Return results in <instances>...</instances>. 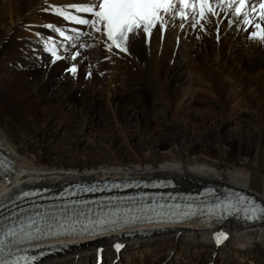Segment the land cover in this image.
<instances>
[{
	"label": "bare ground",
	"instance_id": "1",
	"mask_svg": "<svg viewBox=\"0 0 264 264\" xmlns=\"http://www.w3.org/2000/svg\"><path fill=\"white\" fill-rule=\"evenodd\" d=\"M79 1L0 0V143L16 162L0 179V204L27 188L160 177L174 180L178 191L233 183L264 202V42L250 38L256 30H235L224 13L204 32L167 18L150 43L141 33L130 38L127 52L90 34L71 76L70 59L53 63L40 42L52 35L48 25L63 24L49 5ZM17 89L33 109L65 110L69 129L45 123L32 130ZM92 124L98 129L87 138ZM95 246L104 249L94 254ZM81 248L46 264H264V222H194Z\"/></svg>",
	"mask_w": 264,
	"mask_h": 264
},
{
	"label": "snow or ice",
	"instance_id": "2",
	"mask_svg": "<svg viewBox=\"0 0 264 264\" xmlns=\"http://www.w3.org/2000/svg\"><path fill=\"white\" fill-rule=\"evenodd\" d=\"M257 5L259 6V22H253L249 17L257 12ZM220 6H226L231 9L234 16L241 17L239 22L256 30L250 33V38L264 42V0H95V2L87 4H71L65 7L49 5L55 14L65 20L90 26L96 32H101L103 29L107 39L111 41L108 46L109 50L114 45L123 52L128 51L127 45L130 38L134 39L143 32L145 39H147L151 34V30L158 24L163 29L166 16H170L172 19L179 17L184 21L191 19L192 26L195 27L196 24L200 23L201 19L207 20L208 13L217 15L216 7ZM67 9H72L78 13H90L95 19L90 20L74 16ZM200 26L203 29V25L201 24ZM47 27L58 32L66 40L72 41L75 39L72 36H66L65 32L55 25H48ZM181 27H183V24ZM79 35H83V33H78ZM70 47H75V45H70ZM79 47L83 48L84 45L80 44ZM46 51L53 57V63L65 58L75 60L81 56V53L77 51L65 57L58 52L55 43H51V46L47 47ZM67 71L75 75L76 67L71 66ZM3 166V164H0V167ZM31 195L33 193L28 191L22 193L24 197ZM2 211L3 209H0V212ZM258 211L261 215L257 218H264V206L260 207ZM52 219H56L55 215L52 216ZM32 223L37 222L33 221ZM32 223L27 225L28 229L32 228ZM106 223H115V221H90L89 225H85L82 230L87 231L89 226L93 224L103 226ZM92 234L95 233L93 232ZM222 236H224L223 232L217 234L218 242ZM35 238L38 237L33 236L25 227H16L11 223H5V219H0V264H16V259L18 258H13L14 246L22 240ZM121 247L122 245L120 244L116 245L117 250Z\"/></svg>",
	"mask_w": 264,
	"mask_h": 264
},
{
	"label": "rangeland",
	"instance_id": "3",
	"mask_svg": "<svg viewBox=\"0 0 264 264\" xmlns=\"http://www.w3.org/2000/svg\"><path fill=\"white\" fill-rule=\"evenodd\" d=\"M248 39V37H247ZM250 40V39H248ZM216 50L218 51L219 53V48H216ZM105 51V50H104ZM85 68H87V65L85 66ZM69 75V74H68ZM111 77L108 76V79H110ZM10 80L6 81V83H8ZM86 81H89V80H86ZM16 92L22 96L24 95V99H26V106H25V113H27L29 116L28 117H32V121H34V125L32 124L31 126V129L34 130V129H37V128H40V127H44L45 123L47 124H52L53 126L55 127H59V125H61L62 127H67L69 129L70 125L69 123L67 122L66 120V117L64 116V113H65V110H60L56 113L52 112V110L50 108H47V106L44 105V107H41L39 109H33L32 108V104L28 101L29 98L27 97V93L25 91H20V90H16ZM17 97V96H15ZM13 98V97H12ZM43 106V105H42ZM23 110H21V114L23 115ZM24 116V115H23ZM64 121V123H63ZM43 125V126H42ZM98 129L97 125L96 124H92V126H88L86 128V136L87 138L89 137H92V133L95 132L96 130ZM87 141V140H86ZM86 141H84V143H86ZM101 156H103V154H101ZM83 160V159H82ZM223 183H226L224 181H221ZM228 183V182H227ZM230 186H234L235 184L233 183H228ZM232 184V185H231ZM237 186V185H235ZM238 187V186H237ZM241 189V187H238ZM251 193V192H250ZM82 249V248H81ZM174 260L176 259V256H173ZM172 259V257H171ZM111 259H107L105 261H102L100 264H110ZM117 261H120V257L116 259ZM240 260V259H238ZM243 263L242 264H252L251 261H242ZM91 264H94V262H91ZM112 264H114L112 262ZM254 264V263H253Z\"/></svg>",
	"mask_w": 264,
	"mask_h": 264
}]
</instances>
